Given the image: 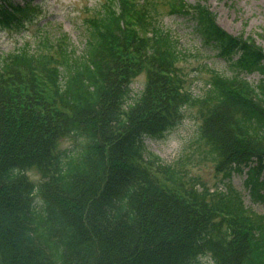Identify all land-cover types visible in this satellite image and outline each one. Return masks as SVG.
I'll return each mask as SVG.
<instances>
[{
    "label": "trees",
    "instance_id": "1",
    "mask_svg": "<svg viewBox=\"0 0 264 264\" xmlns=\"http://www.w3.org/2000/svg\"><path fill=\"white\" fill-rule=\"evenodd\" d=\"M31 2L2 0L0 24L34 22ZM153 8L96 0L81 44L58 28L0 53V264H264V216L189 183L144 143L195 106L205 157L225 176L246 169L250 192L264 197V49L223 29L205 4L177 0L172 11L203 46L260 75L212 73L193 95L179 43L149 19Z\"/></svg>",
    "mask_w": 264,
    "mask_h": 264
},
{
    "label": "rangeland",
    "instance_id": "2",
    "mask_svg": "<svg viewBox=\"0 0 264 264\" xmlns=\"http://www.w3.org/2000/svg\"><path fill=\"white\" fill-rule=\"evenodd\" d=\"M19 1V0H13ZM40 3L42 15L37 26L29 25L28 30L23 31L32 40L41 32L59 33L58 28L69 34L75 44L80 42V21L90 17L91 5L96 0H35ZM154 4L152 20L168 30L179 39V44L185 50V56L179 63L180 72L184 73V85L195 94H199L205 87L214 69L223 75L234 72L222 58L213 50L201 46L200 41L191 33L188 22L177 13L170 11L174 0H150ZM187 3H204L217 14L218 23L233 34L250 36L264 49V0H182ZM48 21L45 23V21ZM38 30H37V29ZM50 34V35H51ZM24 38V34H11L6 28L0 27V53L12 50ZM250 81H256L257 73H242ZM145 81V73L135 75L132 83L134 91L141 89ZM195 110L189 108L187 116L164 138L145 139V148L148 153L159 156L163 161L173 164L180 169L184 179L189 183L195 181L214 188L220 187L227 190L228 194L239 196L248 210L264 216V197L252 195L246 182L245 171L234 172L225 176L218 171L214 161L205 157L204 147L197 139L198 118ZM71 139H65L63 145H69ZM33 179L39 178L36 171H31ZM260 191V190H259ZM262 192V190H261ZM260 194V193H259ZM204 264L206 260H203ZM208 264V263H207Z\"/></svg>",
    "mask_w": 264,
    "mask_h": 264
}]
</instances>
